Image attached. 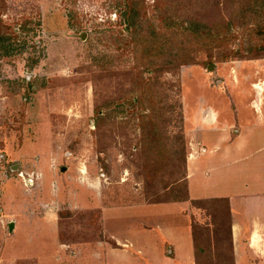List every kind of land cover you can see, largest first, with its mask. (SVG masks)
I'll list each match as a JSON object with an SVG mask.
<instances>
[{
    "label": "rangeland",
    "instance_id": "rangeland-1",
    "mask_svg": "<svg viewBox=\"0 0 264 264\" xmlns=\"http://www.w3.org/2000/svg\"><path fill=\"white\" fill-rule=\"evenodd\" d=\"M153 2L130 28L127 0H0V264H106L107 230L128 224L104 214L183 197V102L232 83L252 99L264 81L260 2ZM163 14L187 24L196 63L135 55ZM196 205L212 215L195 225L199 264H231L226 208Z\"/></svg>",
    "mask_w": 264,
    "mask_h": 264
},
{
    "label": "crops",
    "instance_id": "crops-1",
    "mask_svg": "<svg viewBox=\"0 0 264 264\" xmlns=\"http://www.w3.org/2000/svg\"><path fill=\"white\" fill-rule=\"evenodd\" d=\"M263 82L251 84L252 99L243 98L241 91L239 95L232 83L225 97L213 99L200 92L197 99L183 102V197L104 214L107 227L128 224L121 232L107 230L113 245L106 264H199L204 249L197 247L195 225L203 227L212 217L202 214L199 202L226 208L223 218L233 264H264ZM163 217L166 224L160 223Z\"/></svg>",
    "mask_w": 264,
    "mask_h": 264
},
{
    "label": "trees",
    "instance_id": "trees-1",
    "mask_svg": "<svg viewBox=\"0 0 264 264\" xmlns=\"http://www.w3.org/2000/svg\"><path fill=\"white\" fill-rule=\"evenodd\" d=\"M154 7L163 9L165 6L164 0H153ZM260 2L261 6L264 7V0H251ZM167 3V2H166ZM263 10V8H262ZM147 14V0H127L126 5V20L128 25L135 24L139 17ZM179 17L173 14H163L158 17V23L150 28V31L146 34H142L141 37L135 38L132 36L130 44H133V51L135 55L141 51V57L144 55H153L155 64L154 70H172V65L167 63L171 62L177 69L180 65L196 63L197 58L193 56L186 48L183 33L186 32L187 24L181 21ZM134 32H139L138 30ZM165 51H169L168 60L164 65L160 66L159 63L163 61L164 57H167ZM137 52V53H136ZM148 53V54H147ZM100 113V111H98ZM97 113V114H98ZM231 264L232 261H231Z\"/></svg>",
    "mask_w": 264,
    "mask_h": 264
},
{
    "label": "water",
    "instance_id": "water-1",
    "mask_svg": "<svg viewBox=\"0 0 264 264\" xmlns=\"http://www.w3.org/2000/svg\"><path fill=\"white\" fill-rule=\"evenodd\" d=\"M10 230L12 231L13 230V228H14V224H13V222L10 224Z\"/></svg>",
    "mask_w": 264,
    "mask_h": 264
}]
</instances>
